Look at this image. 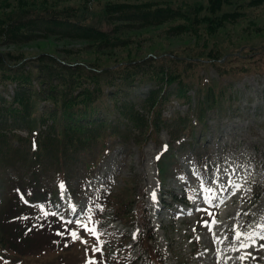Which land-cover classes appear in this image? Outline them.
<instances>
[{"label": "trees", "instance_id": "16d2710c", "mask_svg": "<svg viewBox=\"0 0 264 264\" xmlns=\"http://www.w3.org/2000/svg\"><path fill=\"white\" fill-rule=\"evenodd\" d=\"M70 1L0 0L1 40L24 42L42 33L87 40L92 47L79 50L92 58L77 60L47 50L36 54L0 50V84L4 89L14 85L10 97L0 89V206L15 189L16 200L30 209L25 211L46 210L43 222H54L49 204L57 198L61 183L79 190L115 147L137 145L143 150L150 140L159 142L163 129L169 131L170 139L158 155L157 166L166 183L175 174L179 153L201 144L198 132L208 127L211 113L232 106L228 89L235 81L221 83L203 76L202 68L214 65L233 79L259 68L263 52L261 47L247 45L226 52L217 42L226 24L245 15L238 5L224 9L233 0H208L191 6L173 5L168 0L107 1L99 14L92 0ZM95 17L112 26L105 28ZM172 20L178 21L168 24L167 33L191 34L194 43L181 50L156 52L151 48L149 54L129 48L122 55L129 47L122 35L126 30ZM103 49L107 52H101ZM143 84L148 85L143 97L127 96ZM173 97L188 103V112L177 110L176 115L166 116L164 111ZM184 134H191L189 141L183 139ZM202 155L198 151V156ZM134 190L133 184L113 190L108 200L118 204V211L132 216ZM139 205L144 211V202ZM10 209L2 212L3 225L9 226L11 233H5L0 223V242L8 246L30 237L29 228L20 230L11 221ZM25 211L15 214L23 226L27 225Z\"/></svg>", "mask_w": 264, "mask_h": 264}, {"label": "rangeland", "instance_id": "374dc122", "mask_svg": "<svg viewBox=\"0 0 264 264\" xmlns=\"http://www.w3.org/2000/svg\"><path fill=\"white\" fill-rule=\"evenodd\" d=\"M74 1L82 0L70 2ZM107 1L147 0H92L91 5L99 14L100 8ZM168 1L173 5L190 6L196 3H208V0ZM233 1V4L225 5L224 9H234L238 5L245 15L240 16L234 23L226 24L220 30L217 42L221 43L226 52H232V48H240L242 45L261 47L263 52L259 55V68L242 72L233 79L227 74L220 73L214 65L202 68L203 76L219 79L221 83L235 81L234 86L228 89V95L232 96L231 108L218 112L214 110L208 127L204 129L205 131L198 132L200 138L203 134L204 143H202L208 149L205 166L198 162L192 150L183 152L179 155V159L183 165L181 173L184 175L174 179L168 178L166 185L162 186L157 174L156 155L161 143L170 137L167 129L161 131L159 142L150 140L143 150L137 145L127 149L116 147L107 161H104L101 173L89 180L85 188L79 190L75 196L63 191L60 195L61 201L58 200L57 204H54L53 211L58 217L72 218L75 219L74 222L88 224L89 227L96 229L97 235L89 234L79 226L80 224L73 226L75 230L69 228L63 231L57 223L55 224L57 229L53 228V223L42 220L44 209L37 207L35 211H25L30 209L24 208V204L16 200L15 189H11L3 206H0V223L5 233H11V228L3 225L2 210L5 211L10 207L9 211L12 210L10 219L18 229L28 230L30 225L38 227L33 230L34 232L32 231L29 241L25 239L24 241L32 244V241L40 239V243L46 241L49 245L54 244L52 240L54 233L60 234L58 242L66 235L72 239L62 246L48 247L47 250L34 253L20 252L0 243V264H89L90 261L97 264L98 251L94 249L97 247V236L102 234V230L93 224L96 213H89L88 221L85 220L93 195H106L110 191L114 193L117 189L124 190L131 184L136 187L133 198L144 197L147 203L148 218L154 225L152 229L148 227V232L153 234L151 243L156 253L164 259L162 264H264V247H261L264 245V227H261L264 225V153L262 152L264 148V0L256 4L251 3V0ZM95 19L107 29L112 26L99 17ZM177 21L126 30L122 35L126 36L129 47L121 51L122 55L128 53L129 48L133 52L137 50L140 54H149L151 48L156 52L167 49L181 50L194 43L195 38L191 34L167 33L168 24ZM81 47H84L82 50L87 51L92 49L87 40L54 35L47 37L42 33L24 42H5L0 39L1 51L12 50L18 54H36L40 50H47L55 52L66 60L93 57L87 52H79ZM101 52H107V49ZM147 88V84L139 85L127 96L134 99L143 97ZM0 89L6 90L5 95H9L13 86L9 84L8 89H4L0 84ZM191 93L194 91L192 90ZM231 100L226 103L229 104ZM188 109V103H180L179 99L173 97L164 114L172 117L176 115L177 110L185 114ZM21 132L27 134L24 130ZM187 137L190 136H184L186 139ZM236 185L240 186L239 190L236 189ZM113 187L114 191L111 190ZM143 188L145 193L141 192ZM171 189L178 192L185 191L184 198L193 197L191 206L176 202L170 195ZM8 198L12 201L7 202ZM113 199L115 200V197ZM132 203L133 200L130 204ZM112 204L107 206L103 213V224L112 225L119 230L117 231L119 237L123 231L129 237L130 242L123 246L129 262L138 258L137 261L134 260V264H159L150 259L147 246L141 243L130 244L138 235L140 224L135 220L125 223L118 219L114 213L115 204L113 202ZM203 206L217 210L214 214L217 215L214 218L217 223H212L213 220L208 222L211 230L205 225V219H212L213 215L209 211L199 213ZM22 211H25L26 226L19 224L20 219L15 216ZM44 211L46 213V210ZM24 230L22 238L25 236ZM237 231L244 234L239 239L235 238ZM72 232H76L79 239L70 236ZM253 232L256 235L249 238L247 234ZM242 244H246L247 247H241ZM127 248L130 250L126 251ZM112 250L113 253L117 252L116 248Z\"/></svg>", "mask_w": 264, "mask_h": 264}, {"label": "snow or ice", "instance_id": "6c2138e0", "mask_svg": "<svg viewBox=\"0 0 264 264\" xmlns=\"http://www.w3.org/2000/svg\"><path fill=\"white\" fill-rule=\"evenodd\" d=\"M60 187H61V189H63L64 188V185L61 183ZM235 187H236L237 190H239V187L240 186L239 185H236ZM233 195H235V192H233ZM153 198L155 199V193H153ZM210 202L211 201L209 200V203ZM221 203H223V201H221ZM45 215H47V213H45ZM53 215H55V213H53ZM69 223H71V221H69ZM77 223L80 224V227H82L89 234H91V235H97L96 229L94 227H89L88 224L82 223L80 221H77ZM212 223H217V221H215V219H213ZM205 225L207 227H209V230H211V225H209L207 221H205ZM261 227H264V225H262ZM71 235L73 236L74 239H79V236H78V234L76 232H72ZM241 235H244V234L243 233H240L239 231H237L236 232V235H235V238L236 239H239ZM247 235L249 236V238H251L253 235H256V233L255 232L248 233ZM97 239H98V236H97ZM241 247H247V245L246 244H242ZM261 247H264V245H261ZM94 250L95 251H99L100 249H99V247H96ZM243 258L244 257H241V259H243ZM89 264H95V262L94 261H90Z\"/></svg>", "mask_w": 264, "mask_h": 264}]
</instances>
